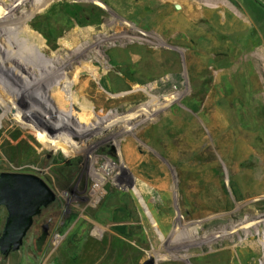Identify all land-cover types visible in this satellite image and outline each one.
I'll return each mask as SVG.
<instances>
[{"label":"rangeland","instance_id":"obj_1","mask_svg":"<svg viewBox=\"0 0 264 264\" xmlns=\"http://www.w3.org/2000/svg\"><path fill=\"white\" fill-rule=\"evenodd\" d=\"M32 8L24 6L21 11ZM37 22L50 33L58 23L77 24L73 29L99 28L85 43L102 39L103 52L96 48L94 56L116 58L117 73L133 77L127 91L134 84L163 79V109L158 111L152 96L120 108L127 113L148 105L147 113L140 115L144 128L136 137L142 145L135 155L146 156L145 170L151 179L162 178L163 188L155 193L151 184L149 191L155 198L163 197V204L149 205L153 215L150 201L137 197L138 178L121 157V131L108 136L101 153L118 167L126 189L119 187L121 193L106 188L105 199L95 202L99 194L95 183L85 178L88 153L94 149L81 154L75 165L68 157L54 162L47 146L50 137L40 128L44 118L32 82L21 74L0 75V83L7 87V91L0 88L7 101L2 116L9 124L0 141V174H37L56 193L55 201L35 217L22 247L7 257L0 252V264H139L151 257L157 264H264V0H148L145 7L140 0H102L98 5H63ZM107 25L112 27L104 30ZM115 29L149 41L143 66L127 61L128 48L121 40L119 50L108 52L109 35ZM136 46L134 58L140 55ZM49 49L64 53L62 63L77 65L69 72H104L99 61L85 64L89 52L78 58L72 54L77 43ZM0 53L1 74L11 60L2 49ZM19 57L13 64L32 67L34 81H45L46 68L35 57ZM158 60L163 66L160 73ZM50 164L56 165L50 175L41 171ZM7 215L1 207L0 236ZM46 224L47 235L40 242Z\"/></svg>","mask_w":264,"mask_h":264},{"label":"bare ground","instance_id":"obj_2","mask_svg":"<svg viewBox=\"0 0 264 264\" xmlns=\"http://www.w3.org/2000/svg\"><path fill=\"white\" fill-rule=\"evenodd\" d=\"M101 1L102 0H13L10 3H5L3 0H0V30H2V33H0V50L2 49V52H6L4 56L7 60L9 59L8 61L11 60L9 63L10 68L1 72L0 75L9 78L21 74V76L26 78L29 82H32V87L36 89L35 93L38 98V110L43 114L44 118V122L41 124L40 128L46 131L47 137H50L51 142L47 146H49L48 149L50 148V150L53 151L54 162L57 161L56 163L59 164V162H62L63 159L65 161V158L67 159L68 157L75 165L78 163L79 158L82 157L80 156L81 154H87L86 151L88 149H94L88 153L87 159L90 162V167H88V174L84 176L85 178H92L95 183L94 188L99 193L96 196L97 200L95 202L105 199L103 191H105L106 188L112 190L117 189L120 190L121 193L124 191L120 189L121 187L126 189L127 183L122 184L120 176L117 175L118 167L114 166V163L106 159L103 153H101L109 143L107 139L108 136L121 131L122 133L118 136L124 145L121 157L124 164L127 165L138 178L137 181L135 180L138 187H136L134 191L138 193L137 197L147 198L150 201L147 204L151 210L149 211L152 212L153 215H156L153 211L154 208L152 210L149 205L155 201L163 204V197H154L156 195L155 193H158V190L163 188V180L159 175L151 179L150 174H147L145 170V167L148 166L146 156L139 157L135 155L136 147L142 145L139 140L137 141L136 137V133L144 128V125H141L142 120L140 115L145 112L147 113V109H149L148 105L146 103L140 104V107H132L133 109L127 113L121 112L120 108L127 109V107L135 103L143 102L147 100L149 96H152L154 97L153 99L157 100L158 111L163 109V92H161L163 79L151 85L134 84V88L127 91V88L133 85L130 83L133 77L129 74L120 76V74L117 73V67L120 66V63L116 58L111 56L110 59H106L102 56L98 58L94 56L98 53V51L95 50L96 48H99L103 52L102 39L98 37L93 43L91 42L90 45H86L85 43L90 42L93 34L97 33L96 31L99 28L92 25L88 28L77 27L73 29L77 24L58 23L54 27L52 33H50L43 30L42 26H39L37 22L41 15H49V13L56 11L63 5L73 3H79L83 6L91 4L98 5ZM147 3L148 0H140L141 7H145ZM29 5L33 8L21 11L22 7ZM17 12H20L19 15H16ZM111 27V25H107L103 27V29L109 30ZM33 28H36L38 32L33 30ZM40 33L45 36V38ZM57 36H61L59 40H56ZM109 36V38H112V42H110L111 44L107 48L108 52L113 53L114 50L121 45L118 44L121 40L122 45L128 48L127 61L133 64L137 63L138 66L142 63L144 64V61L147 59L145 52L150 49L148 40L132 38L120 29L112 30V34ZM75 43L78 44V49L72 54L78 58L85 52H89L90 58H88L85 64L87 66L95 65L99 61L104 66L103 73L97 72V70H87V72L76 70L69 72L68 69L72 67L77 68V65H72L70 61L62 63V59L65 56L64 53L57 55V52L49 49L57 45L63 47L65 44L73 45ZM135 45L140 49V55L135 56L136 59L131 56ZM13 48L19 49L15 51ZM135 54L136 53H134V55ZM17 56H22L25 60L35 57L37 62L40 63V66L46 68L42 69L45 71V81L41 82L40 80L38 83L34 81L32 77V74L34 75V69L32 67L27 65H18L19 67H17L15 63L13 64V60H17ZM162 70L163 66H161L160 60H158L157 72L160 73ZM15 85L16 84H14V86ZM17 86V88H20L19 85ZM150 101H152V99ZM66 125L68 126L65 127ZM55 167V164H50L48 168L41 169V171L50 175ZM113 175H115L113 182L106 185ZM151 184L156 187L155 193H152L151 190L149 191V186ZM151 187L154 188L153 186ZM113 194H116L115 191ZM108 200L110 199L108 198ZM142 209L144 210L143 207ZM144 216L148 217L149 214L144 211ZM262 237L264 242V227ZM202 242H204L203 239ZM187 246L189 247V245ZM219 264H226V262H219Z\"/></svg>","mask_w":264,"mask_h":264},{"label":"water","instance_id":"obj_3","mask_svg":"<svg viewBox=\"0 0 264 264\" xmlns=\"http://www.w3.org/2000/svg\"><path fill=\"white\" fill-rule=\"evenodd\" d=\"M179 7V5H177ZM56 198L55 191L39 175L27 172L3 171L0 174V208L8 215L0 236V252L7 257L18 251L42 208ZM46 236L44 232L38 240ZM139 264H157L151 257Z\"/></svg>","mask_w":264,"mask_h":264},{"label":"crops","instance_id":"obj_4","mask_svg":"<svg viewBox=\"0 0 264 264\" xmlns=\"http://www.w3.org/2000/svg\"><path fill=\"white\" fill-rule=\"evenodd\" d=\"M4 85L0 83V88L7 91V87L6 85L5 86ZM6 107H7L6 97L0 92V108H1V111H0V141L4 138L2 137V133L7 131L9 128L7 116L6 115L2 116L3 112L6 113Z\"/></svg>","mask_w":264,"mask_h":264},{"label":"flooded vegetation","instance_id":"obj_5","mask_svg":"<svg viewBox=\"0 0 264 264\" xmlns=\"http://www.w3.org/2000/svg\"><path fill=\"white\" fill-rule=\"evenodd\" d=\"M54 201H55V200H54ZM54 201H52L50 204H52ZM50 204H49V205H50ZM43 208H44V207H43ZM43 208H42V210H43ZM42 210H41V211H42ZM40 213H41V212H40ZM40 213H39V214H40ZM39 214H38V215H39ZM48 227H49L48 224L44 225V232H46V235H47V228H48ZM44 232H43V233H44ZM43 233H42V234H43ZM40 236H41V235H40ZM45 237H46V236H45ZM45 237H43V239H41V240H39V241L42 242V241L45 239Z\"/></svg>","mask_w":264,"mask_h":264}]
</instances>
